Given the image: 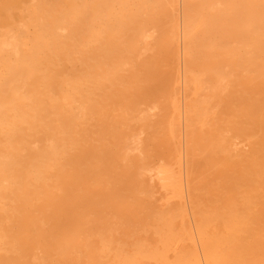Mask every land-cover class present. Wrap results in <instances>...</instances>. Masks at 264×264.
Returning <instances> with one entry per match:
<instances>
[{
    "label": "bare ground",
    "instance_id": "1",
    "mask_svg": "<svg viewBox=\"0 0 264 264\" xmlns=\"http://www.w3.org/2000/svg\"><path fill=\"white\" fill-rule=\"evenodd\" d=\"M0 264H264V0H0Z\"/></svg>",
    "mask_w": 264,
    "mask_h": 264
}]
</instances>
